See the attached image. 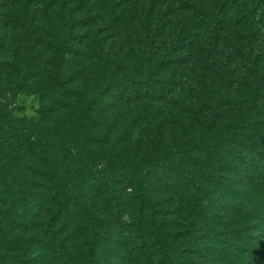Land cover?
<instances>
[{
	"label": "trees",
	"instance_id": "obj_1",
	"mask_svg": "<svg viewBox=\"0 0 264 264\" xmlns=\"http://www.w3.org/2000/svg\"><path fill=\"white\" fill-rule=\"evenodd\" d=\"M156 1L0 0V27L13 28L39 41V50L51 54L53 81L67 99L84 96L90 108L106 100L107 95L110 99H144L151 106L169 104L171 86L158 88L151 79L146 86L133 81L138 71L152 68L155 54L161 53L164 41H168L158 38L164 25L150 28L154 27ZM164 2L159 20L172 23L177 1ZM216 3L204 11L203 19L211 24L206 37L209 46H199L195 67L206 77L222 56H230L222 49V36L229 27L235 28L242 39L233 47L240 51L249 70L243 82L248 87L249 107H242L244 102L240 101L239 114L237 105L204 92L195 93L205 97L197 106L200 116H207L201 121L203 131H186L166 149L142 155L137 183L131 169L119 174L122 181L128 180L132 193L111 176L94 183L95 192L104 195L100 198L91 192L80 194L70 186L64 190L56 181L52 192H46L55 206L43 218L45 230L34 232L32 237L26 238L21 220H30L31 213L40 216L42 201L36 198L29 202L30 213L19 212L22 219L8 211L0 212V264H214L215 260L219 264H264V244L256 242L244 228H230L222 219L228 210L225 200L233 195L229 205L242 206L249 218L261 211L264 221V197L258 204L250 196L251 190L264 193V129L255 111L256 103L264 99V0ZM129 30L135 38L146 41V46L161 42L154 48L155 54L146 56L134 50L120 59L117 44ZM143 33L149 38L144 39ZM186 39L192 43L188 37L177 42ZM70 57H86L100 67L91 91L87 80L73 84L75 81L64 73L63 65ZM161 60L169 62L168 58ZM217 78L212 76L210 87L202 82L210 93L216 89ZM87 111L83 108L79 113L80 122ZM221 114L228 119L218 125ZM30 127L42 138L49 134L44 122L32 119ZM11 171L22 188L37 177L30 173L31 168L17 163ZM238 178L248 179L250 188L241 192L236 187ZM237 193L247 194V200ZM130 210L134 217L128 222L125 215ZM239 221L242 218L235 222Z\"/></svg>",
	"mask_w": 264,
	"mask_h": 264
},
{
	"label": "rangeland",
	"instance_id": "obj_2",
	"mask_svg": "<svg viewBox=\"0 0 264 264\" xmlns=\"http://www.w3.org/2000/svg\"><path fill=\"white\" fill-rule=\"evenodd\" d=\"M176 1L173 22L168 24L159 20L165 7L164 0H157L154 6V27L150 28L164 25L158 38L168 40L164 41L161 53H153L161 42L155 47L150 43L146 46V41L138 39V36L135 38L132 30L127 35L123 34L117 44L120 59L131 55L134 50H140L146 56L155 54L152 68L138 71L133 81L136 85L146 86L151 79L158 88L171 86L173 95L169 104L164 102L151 106L144 99L132 101L128 96L123 100L117 96L110 99L107 95L106 100L90 108L84 96L67 99L53 81L51 54L39 50V41L13 28L2 30L0 27V212L8 211L16 219H22L19 212L30 213L29 202L34 203L36 198L42 201L40 216L31 213L30 220H21L20 225L27 231L26 238L32 237L36 231L45 230L43 218L55 206L46 192H52L56 181H60L64 190L70 186L80 194H97L94 190L97 179L111 176L115 177L117 185L132 193V187L127 188L128 180L122 181L119 174L131 169L133 182L137 183L141 178L140 167L137 166L142 164V155L166 149L186 131L195 134L203 131L205 124L201 121L207 116H200L197 106L198 100L205 97H197L195 93L204 92L206 96L220 97L231 105H237L239 114L242 111L240 101L244 102L242 107L245 108L251 104L248 87L243 84L249 70L240 51L233 47L236 40L242 39L235 28L229 27L222 36V49L230 52L231 58L222 56L218 65L210 67L211 73L206 77L195 67L199 60V46H209L206 37L211 24L203 19L204 11L215 7L217 0ZM180 37L193 39L192 43L188 39L178 43ZM143 38H149V34L143 33ZM260 42L261 39L255 44L256 48ZM188 52L193 55L188 56ZM161 58H168L169 62L163 63ZM99 70L100 67L86 57H70L63 65L64 73L75 81L73 84L87 80L90 91L95 88L90 86ZM215 75L218 78L213 88L215 86L216 89L210 93L203 83L210 87L211 78ZM256 106V117L262 120L264 129V99ZM83 108L88 111L80 122L78 117ZM223 115L218 125L226 123L228 117ZM32 119L44 122L49 131L47 137L42 138L37 129L30 127ZM14 163L31 168L30 173L35 172L37 177L20 187L15 172L11 171ZM133 166L137 169L134 170ZM247 183L248 179L238 178L236 187L242 192L250 188ZM237 194L247 200V194ZM98 196L104 195L100 193ZM250 196L260 204L264 193L260 195L251 190ZM233 198L231 195L225 200L228 210L222 219L230 228H244L256 242L264 244L261 211L252 212L253 216L249 218L242 206L234 208L229 205ZM133 217L134 211L130 210L125 220L131 222ZM241 218L242 221L235 222ZM53 245L50 241L49 246L52 248ZM214 264H219V261L215 260Z\"/></svg>",
	"mask_w": 264,
	"mask_h": 264
}]
</instances>
